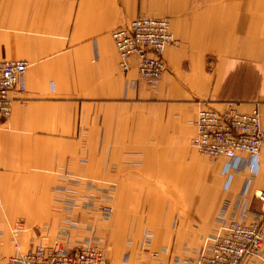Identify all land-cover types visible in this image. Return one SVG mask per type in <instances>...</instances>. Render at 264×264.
Returning <instances> with one entry per match:
<instances>
[{"label": "crops", "instance_id": "obj_1", "mask_svg": "<svg viewBox=\"0 0 264 264\" xmlns=\"http://www.w3.org/2000/svg\"><path fill=\"white\" fill-rule=\"evenodd\" d=\"M138 16L169 19L175 40L155 85L133 57L120 70L110 36ZM10 60L28 67L0 126V261L59 241L104 244L111 264H188L244 190L245 221L263 210L264 138L257 169L242 154L229 183L192 138L200 109L227 104L257 108L264 129V0H0ZM242 264H264V243Z\"/></svg>", "mask_w": 264, "mask_h": 264}, {"label": "built area", "instance_id": "obj_2", "mask_svg": "<svg viewBox=\"0 0 264 264\" xmlns=\"http://www.w3.org/2000/svg\"><path fill=\"white\" fill-rule=\"evenodd\" d=\"M111 39L119 57V68L129 69V59L135 58L138 79L155 85L165 72L163 53L175 43L167 18L138 16L111 31ZM28 62L0 61V126L9 118L13 103L25 91L24 76ZM192 146L210 159H225L224 174L229 183L232 162L242 154L250 156L257 169L264 129L257 108L240 112L234 104L222 110L203 108L197 112ZM246 190L239 196V209L235 219H222L218 230L207 239V249L188 264H242L254 259L264 243V187L254 192L263 210L254 213L255 221L246 222L250 213ZM99 211L112 216L111 206L100 205ZM224 212V211H223ZM0 264H111L105 249L93 244L67 247L55 241L43 242L3 257Z\"/></svg>", "mask_w": 264, "mask_h": 264}, {"label": "rangeland", "instance_id": "obj_3", "mask_svg": "<svg viewBox=\"0 0 264 264\" xmlns=\"http://www.w3.org/2000/svg\"><path fill=\"white\" fill-rule=\"evenodd\" d=\"M99 207H100V205L97 208L98 212H99ZM11 229H12L13 234L16 235L17 233L24 231V229H25L24 228V223L22 221L14 222L12 227H11ZM97 246H100L101 248L105 249V251H106V247H105L104 244H100V245H97ZM106 253H107V251H106Z\"/></svg>", "mask_w": 264, "mask_h": 264}]
</instances>
